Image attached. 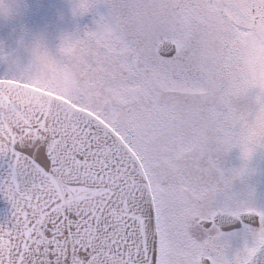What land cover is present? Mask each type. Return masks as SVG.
<instances>
[{"label":"snow or ice","instance_id":"1","mask_svg":"<svg viewBox=\"0 0 264 264\" xmlns=\"http://www.w3.org/2000/svg\"><path fill=\"white\" fill-rule=\"evenodd\" d=\"M100 4L56 55L37 43L0 74L47 93L0 96V264H264V202L243 182L264 84L242 79L234 42L264 0H73V15Z\"/></svg>","mask_w":264,"mask_h":264},{"label":"rangeland","instance_id":"2","mask_svg":"<svg viewBox=\"0 0 264 264\" xmlns=\"http://www.w3.org/2000/svg\"><path fill=\"white\" fill-rule=\"evenodd\" d=\"M0 4L6 9L0 12V56L5 57L0 59V74L13 60L27 63L30 50L37 43L51 55H56L62 38L82 34L85 28L93 26L97 11H106L100 4L87 14L73 15V0H0ZM234 42L242 79L250 86L264 82V34L260 22L249 31L238 32ZM23 83L45 90L40 86L43 80L39 76H33L30 83ZM240 163L239 149L234 148L227 155L225 166L238 167ZM248 167L250 171L243 182L260 202H264V148L253 152Z\"/></svg>","mask_w":264,"mask_h":264},{"label":"water","instance_id":"3","mask_svg":"<svg viewBox=\"0 0 264 264\" xmlns=\"http://www.w3.org/2000/svg\"><path fill=\"white\" fill-rule=\"evenodd\" d=\"M0 86H2L0 87V96L5 101L11 97L12 100L23 103L34 99L35 94H47L30 86L8 80H0Z\"/></svg>","mask_w":264,"mask_h":264},{"label":"clouds","instance_id":"4","mask_svg":"<svg viewBox=\"0 0 264 264\" xmlns=\"http://www.w3.org/2000/svg\"><path fill=\"white\" fill-rule=\"evenodd\" d=\"M264 82H257L252 85V88L257 89L258 91L261 90V85ZM264 145V113H259L254 119V127L251 130V140L249 143V147L253 149L261 148L260 146Z\"/></svg>","mask_w":264,"mask_h":264},{"label":"trees","instance_id":"5","mask_svg":"<svg viewBox=\"0 0 264 264\" xmlns=\"http://www.w3.org/2000/svg\"><path fill=\"white\" fill-rule=\"evenodd\" d=\"M21 16H24V15L21 14ZM27 21H28V18H27L26 22H27ZM261 30L263 31L262 33L264 34V23H262ZM11 34H12V33H11Z\"/></svg>","mask_w":264,"mask_h":264}]
</instances>
